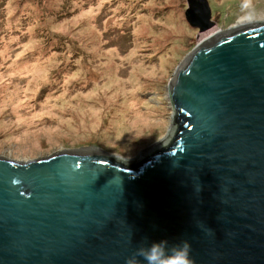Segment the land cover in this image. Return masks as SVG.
I'll list each match as a JSON object with an SVG mask.
<instances>
[{
  "label": "water",
  "instance_id": "95a60500",
  "mask_svg": "<svg viewBox=\"0 0 264 264\" xmlns=\"http://www.w3.org/2000/svg\"><path fill=\"white\" fill-rule=\"evenodd\" d=\"M211 16L187 0L192 29ZM167 95L166 135L135 158L0 156V264H147L161 241L191 264H264V21L202 41Z\"/></svg>",
  "mask_w": 264,
  "mask_h": 264
},
{
  "label": "rangeland",
  "instance_id": "374dc122",
  "mask_svg": "<svg viewBox=\"0 0 264 264\" xmlns=\"http://www.w3.org/2000/svg\"><path fill=\"white\" fill-rule=\"evenodd\" d=\"M206 1L214 27L200 34L187 0H0V156L135 158L164 138L182 60L241 20L264 21V0Z\"/></svg>",
  "mask_w": 264,
  "mask_h": 264
},
{
  "label": "clouds",
  "instance_id": "9594fccd",
  "mask_svg": "<svg viewBox=\"0 0 264 264\" xmlns=\"http://www.w3.org/2000/svg\"><path fill=\"white\" fill-rule=\"evenodd\" d=\"M188 252L187 242L168 248L166 241L153 243L148 249L140 250L147 264H191ZM128 264H133V261H129Z\"/></svg>",
  "mask_w": 264,
  "mask_h": 264
},
{
  "label": "bare ground",
  "instance_id": "6f19581e",
  "mask_svg": "<svg viewBox=\"0 0 264 264\" xmlns=\"http://www.w3.org/2000/svg\"><path fill=\"white\" fill-rule=\"evenodd\" d=\"M250 23H252V22H250V20H241L237 24H235L234 26H232L231 28H236V27H240V26H243V25H248ZM133 106H135V105H133ZM136 116H137V114H135V117ZM137 120L139 121L141 119H137ZM142 125L143 126L145 125L144 122H142L141 125H139L138 127H141ZM89 153H92V152H89Z\"/></svg>",
  "mask_w": 264,
  "mask_h": 264
}]
</instances>
